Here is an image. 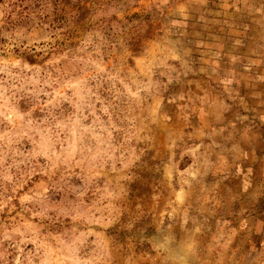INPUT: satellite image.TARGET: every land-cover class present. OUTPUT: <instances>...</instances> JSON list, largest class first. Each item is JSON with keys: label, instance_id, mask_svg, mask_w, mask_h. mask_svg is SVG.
Segmentation results:
<instances>
[{"label": "rangeland", "instance_id": "374dc122", "mask_svg": "<svg viewBox=\"0 0 264 264\" xmlns=\"http://www.w3.org/2000/svg\"><path fill=\"white\" fill-rule=\"evenodd\" d=\"M0 264H264V0H0Z\"/></svg>", "mask_w": 264, "mask_h": 264}]
</instances>
